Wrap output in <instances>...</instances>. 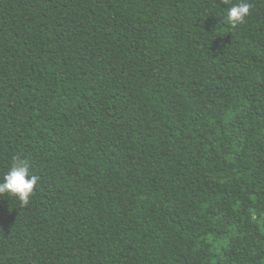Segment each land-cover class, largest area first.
I'll return each instance as SVG.
<instances>
[{
	"label": "trees",
	"instance_id": "1",
	"mask_svg": "<svg viewBox=\"0 0 264 264\" xmlns=\"http://www.w3.org/2000/svg\"><path fill=\"white\" fill-rule=\"evenodd\" d=\"M0 0V264H264V0Z\"/></svg>",
	"mask_w": 264,
	"mask_h": 264
},
{
	"label": "clouds",
	"instance_id": "2",
	"mask_svg": "<svg viewBox=\"0 0 264 264\" xmlns=\"http://www.w3.org/2000/svg\"><path fill=\"white\" fill-rule=\"evenodd\" d=\"M251 7L247 0H240L227 10L228 22L232 25L242 23L250 15ZM39 179L37 175L32 174L26 159L17 158L0 178V195L8 193L17 197L21 203L27 204Z\"/></svg>",
	"mask_w": 264,
	"mask_h": 264
}]
</instances>
